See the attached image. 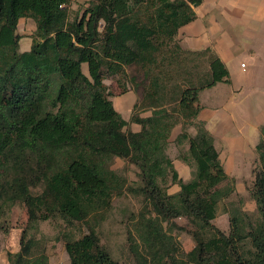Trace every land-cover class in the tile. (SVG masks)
I'll return each instance as SVG.
<instances>
[{"label": "trees", "instance_id": "trees-1", "mask_svg": "<svg viewBox=\"0 0 264 264\" xmlns=\"http://www.w3.org/2000/svg\"><path fill=\"white\" fill-rule=\"evenodd\" d=\"M70 2L0 0V201L8 206L24 201L28 223L55 214L67 222L81 221L93 203H107L114 172L106 159L129 158L140 170L143 192L155 214L144 224L143 242L154 249L145 264H264V125L255 147L261 169L252 191L260 221L246 233L239 217L232 216L225 233L211 221L221 194L213 188L228 176L203 123L197 122L194 135L183 124L178 136L179 141L188 140V153L196 163L195 177L184 182L163 155L175 124L167 110L151 104L152 115L132 118L140 130L125 132L128 120L98 84L103 66L150 63L149 56L172 42L179 27L193 18L191 6L200 0H87L73 19ZM22 17L35 22L36 32L30 50L19 52L16 29ZM189 52L207 55L209 75L201 85L182 88L177 98L193 124L200 110L199 91L229 82V72L209 50ZM63 151L69 155L62 165L57 155ZM167 170L179 186L175 194L158 183ZM187 213L196 217L190 221L196 229L187 230L195 245L178 258L180 245L159 220ZM21 233L19 251L7 253L11 264H28L33 254L31 241L25 242ZM247 237L252 250L243 252ZM64 249L69 264H120L93 229L65 240ZM46 260L41 264H49Z\"/></svg>", "mask_w": 264, "mask_h": 264}, {"label": "rangeland", "instance_id": "rangeland-1", "mask_svg": "<svg viewBox=\"0 0 264 264\" xmlns=\"http://www.w3.org/2000/svg\"><path fill=\"white\" fill-rule=\"evenodd\" d=\"M86 2L79 4L76 11H72L71 19L75 16L74 12L80 15L79 12L87 6ZM17 50L19 51V47ZM206 56L202 52L179 49L174 39L164 45L160 51L150 55V63L144 65L133 63L120 68L114 64L103 66L102 77L98 84L112 101L114 108L128 120V124L123 128L125 132L141 128L140 125L132 122V118L152 115L155 107L151 104L157 102L160 104L159 108L167 110L178 130L179 128L183 130L182 125L185 124L184 130L189 135L195 134L197 122L200 121L195 119L193 120L195 123L190 124L191 119L185 115V111L180 109L177 98L180 90L189 83L198 86L208 80ZM82 70L88 75L85 64L82 65ZM224 83L230 86V76L229 82ZM145 92H149L150 95L143 97ZM236 95L238 104L244 103L253 114L257 112V107H260L261 103L264 104V99H257V95L247 87H242ZM133 101L134 105H132ZM251 116V112H241L240 118L246 120ZM251 130L253 138L255 129L252 127ZM178 136L172 140L173 143L166 144L163 155L184 161L187 166L185 171L187 177L181 179L187 182L195 177L196 163L188 153V140L179 141ZM255 154L250 178L228 177L213 188L219 190L221 194L217 201L215 218L211 223L225 233L230 230L229 219L232 216L239 217L238 221L246 233L260 221L255 199L252 198L254 175L261 169L256 149ZM68 155L66 151L57 155L60 164H64ZM106 161L105 164H109L114 172V176L110 179L111 189L106 204L93 203L87 210V217L81 221L67 222L55 214L46 220L28 223L24 201H16L10 206L0 201V239L10 237L8 240L13 242L11 233L24 230V241H31L30 250L33 252L26 260L28 264H41V261L45 259L49 264H62L65 260L69 262L64 241L77 239L93 229L99 238L100 245L106 248L113 260L120 264H145V258H150L154 249H149L143 242L144 224L155 214L143 192L144 182L140 170L129 158L112 156ZM174 168L178 176L180 173L184 174L181 168ZM242 175V173L239 174L240 177ZM158 183L168 194L179 191L178 184L172 181V171L167 170L163 178H159ZM32 190L35 192L39 189ZM192 220H196V217L188 213L168 220H159L164 230L172 234L180 245L179 252H176L178 258L186 257V254H190L194 248L195 242L187 231L189 228L196 229V226L190 223ZM20 234L22 235L21 232ZM208 235L209 233L206 236ZM242 250L243 252L252 250L248 237L242 242Z\"/></svg>", "mask_w": 264, "mask_h": 264}, {"label": "crops", "instance_id": "crops-1", "mask_svg": "<svg viewBox=\"0 0 264 264\" xmlns=\"http://www.w3.org/2000/svg\"><path fill=\"white\" fill-rule=\"evenodd\" d=\"M86 1L71 0V13ZM191 7L193 18L177 30V43L184 50H209L226 66L231 80L230 86L217 82L199 91L200 110L196 120L201 121L211 134L227 176L234 179L250 178L256 156L255 146L262 137L264 104L261 103L253 114L247 105L238 104L235 96L242 87H247L257 95V99H264V0H200L199 4ZM35 29L32 19H18L16 33L19 35V52L30 50ZM84 64L87 67L86 63H82L81 69ZM241 112H251L252 116L244 120L240 118ZM176 127L170 132L169 144L182 131V128L178 130ZM252 127L255 129L253 138ZM171 160L174 167L184 172L179 177L186 179L187 166L184 161ZM240 173L243 174L241 177ZM20 232L11 233L13 242L8 240L10 237L0 239V264H10L7 251H19ZM62 264L69 262L65 260Z\"/></svg>", "mask_w": 264, "mask_h": 264}]
</instances>
